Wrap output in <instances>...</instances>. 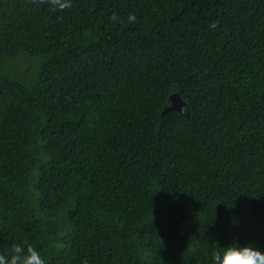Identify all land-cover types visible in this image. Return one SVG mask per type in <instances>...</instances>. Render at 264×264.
Masks as SVG:
<instances>
[{
    "label": "trees",
    "instance_id": "1",
    "mask_svg": "<svg viewBox=\"0 0 264 264\" xmlns=\"http://www.w3.org/2000/svg\"><path fill=\"white\" fill-rule=\"evenodd\" d=\"M50 4L0 0V253L22 239L47 264L264 250V0ZM172 92L189 117L162 113Z\"/></svg>",
    "mask_w": 264,
    "mask_h": 264
},
{
    "label": "clouds",
    "instance_id": "2",
    "mask_svg": "<svg viewBox=\"0 0 264 264\" xmlns=\"http://www.w3.org/2000/svg\"><path fill=\"white\" fill-rule=\"evenodd\" d=\"M72 0H51L50 6L54 8H68ZM113 21L119 19L118 14L111 13ZM128 21H135L134 13H129ZM0 264H47L45 257L37 246L28 242L27 239L20 241L13 240L8 250L0 253ZM83 264H88L87 260ZM210 264H264V250L251 242L224 243L214 247L211 252Z\"/></svg>",
    "mask_w": 264,
    "mask_h": 264
},
{
    "label": "water",
    "instance_id": "3",
    "mask_svg": "<svg viewBox=\"0 0 264 264\" xmlns=\"http://www.w3.org/2000/svg\"><path fill=\"white\" fill-rule=\"evenodd\" d=\"M170 103L164 107L162 113L167 111L176 110L189 117L190 109L189 106L182 100L178 92H172L170 95Z\"/></svg>",
    "mask_w": 264,
    "mask_h": 264
}]
</instances>
